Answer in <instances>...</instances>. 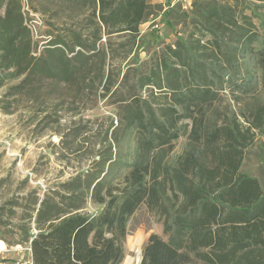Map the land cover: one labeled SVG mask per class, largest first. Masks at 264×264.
Returning a JSON list of instances; mask_svg holds the SVG:
<instances>
[{"label":"trees","instance_id":"obj_1","mask_svg":"<svg viewBox=\"0 0 264 264\" xmlns=\"http://www.w3.org/2000/svg\"><path fill=\"white\" fill-rule=\"evenodd\" d=\"M15 1L0 0V88L23 76L7 96L36 73L70 82L93 71L118 109L100 170L34 202L23 238L33 264H121L143 204L162 217L167 239L152 234L140 264H264V185L240 171L251 148L264 159V32L253 20L264 0L174 4L163 19L189 31L146 60L135 57L141 25L162 4L60 0L63 11L76 1L69 11L86 26L67 28L36 57ZM180 137L186 149L170 162ZM88 200L102 209L85 211Z\"/></svg>","mask_w":264,"mask_h":264},{"label":"rangeland","instance_id":"obj_2","mask_svg":"<svg viewBox=\"0 0 264 264\" xmlns=\"http://www.w3.org/2000/svg\"><path fill=\"white\" fill-rule=\"evenodd\" d=\"M20 2L36 57L47 56L48 48L54 47L51 45L53 41L59 34L65 35L67 28L81 29L86 26V15L76 10L69 11L76 6V1L69 3L68 10L64 11L60 0ZM182 2L187 4L184 0H159L154 3L162 4L164 8L158 16L141 25L135 51L137 59L146 60L165 44L174 43L187 35L189 29L174 27L163 19L169 8L176 3L183 6ZM253 4L261 6L258 13L263 19L264 2ZM247 13L251 14L250 11ZM262 19L253 17L257 27L264 32ZM105 42L103 38L102 43ZM95 77L96 74L90 71L70 82H63L48 78L43 71L42 75H32L27 85L14 90L13 95L7 96L9 87L18 85L23 76L9 80L0 88V264L32 258L30 244L23 238L37 198L38 208L44 198L60 196L58 192L63 191L61 184L77 175L83 177L88 170H100L95 162L108 149L113 130L111 123H118V109L107 97L100 96L102 87ZM186 144V137L174 141L170 162L184 152ZM255 151L256 148L248 151L240 171L257 177L264 185V159L256 157ZM120 172L115 170L110 176L114 182ZM102 207L88 200L85 211L94 214ZM36 232L32 222L31 234ZM152 234L167 239L162 217L143 204L130 218L124 243L125 257L121 264H140L143 248ZM138 239H142V243L135 247L133 242Z\"/></svg>","mask_w":264,"mask_h":264},{"label":"built area","instance_id":"obj_3","mask_svg":"<svg viewBox=\"0 0 264 264\" xmlns=\"http://www.w3.org/2000/svg\"><path fill=\"white\" fill-rule=\"evenodd\" d=\"M190 1H192V0H184V2H186L187 4H184L183 2V7L185 8V9H187L188 8V5H189V7L191 6V3H190ZM31 250V249H30ZM13 264H33V260H32V258L30 259V260H27V261H17V262H15V263H13Z\"/></svg>","mask_w":264,"mask_h":264},{"label":"crops","instance_id":"obj_4","mask_svg":"<svg viewBox=\"0 0 264 264\" xmlns=\"http://www.w3.org/2000/svg\"><path fill=\"white\" fill-rule=\"evenodd\" d=\"M159 0H148V2L149 3H152V4H154V3H157Z\"/></svg>","mask_w":264,"mask_h":264},{"label":"water","instance_id":"obj_5","mask_svg":"<svg viewBox=\"0 0 264 264\" xmlns=\"http://www.w3.org/2000/svg\"><path fill=\"white\" fill-rule=\"evenodd\" d=\"M142 260V259H141ZM141 260L139 261V263H141Z\"/></svg>","mask_w":264,"mask_h":264}]
</instances>
